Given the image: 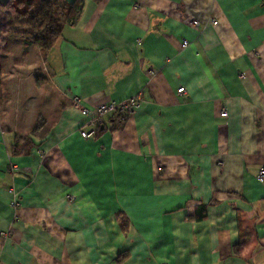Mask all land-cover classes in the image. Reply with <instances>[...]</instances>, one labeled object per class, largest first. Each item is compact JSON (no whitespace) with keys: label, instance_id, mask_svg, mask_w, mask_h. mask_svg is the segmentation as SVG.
I'll use <instances>...</instances> for the list:
<instances>
[{"label":"crops","instance_id":"crops-1","mask_svg":"<svg viewBox=\"0 0 264 264\" xmlns=\"http://www.w3.org/2000/svg\"><path fill=\"white\" fill-rule=\"evenodd\" d=\"M19 1L0 30V264H264V0H85L26 57ZM136 94L81 136V107Z\"/></svg>","mask_w":264,"mask_h":264},{"label":"trees","instance_id":"trees-1","mask_svg":"<svg viewBox=\"0 0 264 264\" xmlns=\"http://www.w3.org/2000/svg\"><path fill=\"white\" fill-rule=\"evenodd\" d=\"M15 0H0V30L4 27L3 14L5 10L13 6ZM18 5H27L29 12L25 13L28 18L21 23V28L14 33L25 37L24 56L28 54L31 45H36L46 54L62 35L63 23L75 24L85 5V0H26L19 1ZM19 16H21L19 14ZM3 103V91L0 80V105ZM113 118L124 121L119 116L112 115ZM43 122L40 117L37 120L35 129ZM105 123V122H104ZM101 128V127H100ZM98 129L97 133L100 131ZM97 135V134H96ZM29 141V139H26Z\"/></svg>","mask_w":264,"mask_h":264},{"label":"built area","instance_id":"built-area-1","mask_svg":"<svg viewBox=\"0 0 264 264\" xmlns=\"http://www.w3.org/2000/svg\"><path fill=\"white\" fill-rule=\"evenodd\" d=\"M194 24H198L197 20H193ZM188 41L185 40L183 42V46L188 45ZM179 93L185 92V87L181 86L178 88ZM141 96L140 94H136L130 98H127L125 100H122L121 102H111V103H103L100 104L95 110H91L85 107H81V112L84 115H90L91 119L89 121V129L82 130L81 136L84 138H94L97 134L98 129L104 124L105 120L107 119L108 115H114L119 116L122 119H125L127 115L132 114L136 111V109L141 104ZM222 116H226L227 112L222 111ZM21 168L18 164H11V170L12 171H19ZM257 179L264 183V167H261L259 172L257 173ZM13 190H11L12 192ZM17 203V201H13L12 205L14 206Z\"/></svg>","mask_w":264,"mask_h":264},{"label":"rangeland","instance_id":"rangeland-1","mask_svg":"<svg viewBox=\"0 0 264 264\" xmlns=\"http://www.w3.org/2000/svg\"><path fill=\"white\" fill-rule=\"evenodd\" d=\"M1 85H2V82H1Z\"/></svg>","mask_w":264,"mask_h":264}]
</instances>
